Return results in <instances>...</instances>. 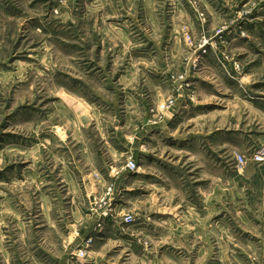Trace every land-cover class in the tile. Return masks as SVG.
Segmentation results:
<instances>
[{
	"label": "rangeland",
	"instance_id": "1",
	"mask_svg": "<svg viewBox=\"0 0 264 264\" xmlns=\"http://www.w3.org/2000/svg\"><path fill=\"white\" fill-rule=\"evenodd\" d=\"M144 7L0 0V264H264L263 233L198 207L217 170L264 165V0ZM154 162L182 179L161 213Z\"/></svg>",
	"mask_w": 264,
	"mask_h": 264
},
{
	"label": "crops",
	"instance_id": "2",
	"mask_svg": "<svg viewBox=\"0 0 264 264\" xmlns=\"http://www.w3.org/2000/svg\"><path fill=\"white\" fill-rule=\"evenodd\" d=\"M138 1L144 3V8L147 7L159 11L157 17L160 15V11L162 13L164 12L165 6H167L168 2V0H163V2H159V0ZM168 6L171 7L168 10L172 21H176L177 16L181 13V10H183L182 7H180L181 5L178 6L176 3H170ZM175 58H177L176 55H174L173 60H175ZM161 147H163V145H158L157 148L155 147V152L159 151ZM164 147L168 151H171L172 149L171 147H168V145ZM251 149L248 148L247 152ZM242 150H245V148L243 149L242 147ZM139 172L142 175V181H144L145 176L155 177L156 180L155 183L151 185V196L149 197L148 202L151 201L152 204H154V207L159 213H161L162 205L164 204L162 200H168V194L171 195L172 191L175 189H171L166 193H161L162 190L160 187H164L165 185L171 186V184L175 183V178L177 183L174 185L181 186V175L170 172L156 162L141 166ZM177 176L179 179H177ZM214 177V180L211 181V185H214V193L207 194L205 192L206 194L200 197L201 204L198 206L200 208L199 214L204 219V222L211 223L215 220L216 223L222 222V224H224L225 218L233 214L230 219L236 224H239L243 230L247 231V229H251L256 234L263 233L261 235H264V165L258 166L255 163H249L242 174L233 173L230 177L226 178L224 170L221 169L214 173ZM225 180L227 182L226 187ZM206 185H208V183ZM184 188L182 187L181 190L184 193H188V190ZM191 197L192 191L187 198L188 203L186 204V200L182 202V204H186L184 205L185 209L182 211L184 214L187 213V211L189 212L190 207H193V203L190 200ZM174 198L176 199L175 195ZM158 202L161 204H158ZM142 204H144V200H142ZM168 206L170 208H164V211L169 212V214H174L181 205L174 200L168 204ZM44 219L47 220L46 217H44ZM255 223L260 224L255 227ZM215 228V240L218 243L223 239V230L220 226H216ZM247 232L251 233L250 230ZM205 234L206 233L204 232L203 236ZM203 236L200 238L202 239Z\"/></svg>",
	"mask_w": 264,
	"mask_h": 264
},
{
	"label": "built area",
	"instance_id": "3",
	"mask_svg": "<svg viewBox=\"0 0 264 264\" xmlns=\"http://www.w3.org/2000/svg\"><path fill=\"white\" fill-rule=\"evenodd\" d=\"M252 161L256 163H263L264 162V146L258 147L252 154ZM235 161H236V168L241 170L247 165V158L241 154H236L235 156ZM137 167L136 162L134 161H129L127 164V168L130 170H135ZM126 220H131V217H127Z\"/></svg>",
	"mask_w": 264,
	"mask_h": 264
}]
</instances>
